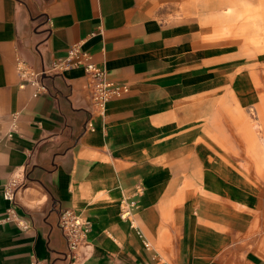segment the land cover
<instances>
[{
	"label": "crops",
	"instance_id": "0c3cea01",
	"mask_svg": "<svg viewBox=\"0 0 264 264\" xmlns=\"http://www.w3.org/2000/svg\"><path fill=\"white\" fill-rule=\"evenodd\" d=\"M192 2L178 15L196 17ZM159 4L0 0V264H264L249 215L226 202L242 153L233 121L250 108L264 125L256 60L192 18L164 20ZM77 44L127 89L102 113L82 67L47 73ZM18 61L46 93L33 96ZM122 200L136 201V228ZM64 209L90 222L88 246L72 253Z\"/></svg>",
	"mask_w": 264,
	"mask_h": 264
},
{
	"label": "rangeland",
	"instance_id": "374dc122",
	"mask_svg": "<svg viewBox=\"0 0 264 264\" xmlns=\"http://www.w3.org/2000/svg\"><path fill=\"white\" fill-rule=\"evenodd\" d=\"M180 1L160 0L159 16L166 21L192 18L207 39L234 40L235 49L244 50L248 59L256 60L254 79L264 94V0H223L228 4L224 8L216 6L222 0H193L196 17L179 16L177 5ZM200 16L206 20L203 22ZM260 122L250 108L238 113L233 121L242 153L229 162L232 175L226 202L249 215L251 227L247 237L253 238L264 250V125ZM256 141L263 148L262 153L252 151Z\"/></svg>",
	"mask_w": 264,
	"mask_h": 264
},
{
	"label": "built area",
	"instance_id": "2783aa9c",
	"mask_svg": "<svg viewBox=\"0 0 264 264\" xmlns=\"http://www.w3.org/2000/svg\"><path fill=\"white\" fill-rule=\"evenodd\" d=\"M89 60L90 56L81 50L79 44L73 45L68 48L65 58L56 60L51 64L47 73L62 72L82 67L88 81V95L92 106L95 110L102 113L106 104L112 98L120 97L127 92V89L125 86L109 82L105 77V72ZM16 69L21 82L29 83L36 87V91L33 94L34 97L46 93V89L37 81V74H28L26 66L19 61L16 64ZM17 188L16 183L5 186L3 190L4 199L12 202L15 199ZM136 207V201L134 200H122L120 202L119 217L121 220L129 222L132 228H136L133 220ZM9 219L15 220L13 215ZM58 226L67 241L70 253L80 247L88 246L86 238L90 232V222L86 218L70 209H64L59 215Z\"/></svg>",
	"mask_w": 264,
	"mask_h": 264
},
{
	"label": "bare ground",
	"instance_id": "6f19581e",
	"mask_svg": "<svg viewBox=\"0 0 264 264\" xmlns=\"http://www.w3.org/2000/svg\"><path fill=\"white\" fill-rule=\"evenodd\" d=\"M143 243H147V241H143Z\"/></svg>",
	"mask_w": 264,
	"mask_h": 264
}]
</instances>
